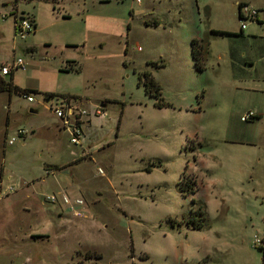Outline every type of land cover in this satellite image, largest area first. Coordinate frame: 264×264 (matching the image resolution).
Here are the masks:
<instances>
[{
  "label": "rangeland",
  "instance_id": "rangeland-1",
  "mask_svg": "<svg viewBox=\"0 0 264 264\" xmlns=\"http://www.w3.org/2000/svg\"><path fill=\"white\" fill-rule=\"evenodd\" d=\"M249 2L239 34L234 0H0V64L21 58L11 82L33 97L0 91V264H264V0ZM68 94L78 143L50 109ZM59 190L83 216L44 202Z\"/></svg>",
  "mask_w": 264,
  "mask_h": 264
},
{
  "label": "built area",
  "instance_id": "built-area-1",
  "mask_svg": "<svg viewBox=\"0 0 264 264\" xmlns=\"http://www.w3.org/2000/svg\"><path fill=\"white\" fill-rule=\"evenodd\" d=\"M238 13L241 20L253 19L257 16V9L246 3H238ZM32 21L33 20L31 17L25 15L14 16L13 26L15 34L21 38H24L28 33L32 32L34 29V24ZM243 26L244 24L241 25V27ZM16 69H26V63L21 58H16L12 59L10 62L1 63L0 77L7 76ZM22 96L28 102L33 101V97L30 94H24ZM50 109L60 119V127L66 131H69L70 142L78 143L82 133L81 117L86 114V111L78 105V101L73 98L63 97L59 100H56ZM98 111L99 108H97L94 113L99 114ZM255 115L256 114L253 110H247L240 116V120L247 121L252 119ZM20 132H23V130H18V133ZM13 141L14 138H10L7 140V144H11ZM98 171L100 172L99 168ZM43 200L47 203L57 204L60 208L71 212V214L75 217L83 216L85 201L78 195L70 196L65 191L59 190L45 194Z\"/></svg>",
  "mask_w": 264,
  "mask_h": 264
},
{
  "label": "trees",
  "instance_id": "trees-1",
  "mask_svg": "<svg viewBox=\"0 0 264 264\" xmlns=\"http://www.w3.org/2000/svg\"><path fill=\"white\" fill-rule=\"evenodd\" d=\"M237 9H238V6H237ZM238 18H240V15L238 13ZM33 20V19H32ZM33 22V21H32ZM34 24V28H35V23L33 22ZM154 25H156V22L153 23ZM34 30V29H33ZM33 32V31H32ZM213 33H218V34H229L228 32L226 31H222V30H212ZM190 46H191V56H192V59H193V64L195 66L196 69L198 70H202L204 68V51H205V46H204V43L202 41V39H198V38H192L190 40ZM69 64H68V68H63L64 70L63 71H76L78 72L80 70V67L79 66H72L70 64L73 63L74 61H68ZM10 75V78L7 80L4 76L3 77H0V91H3V90H6L8 92H11V90L13 88H16V91H18L19 93H21V95H24V94H28L26 90H20L18 89L17 87H15V85L12 84L11 82V73L9 74ZM143 77L144 79L142 80L140 77H139V83L140 82H143L144 86H145V92L148 93L149 95H154L156 98L159 99L158 101V106H162V105H169L167 103H163L161 102V96H160V86L158 85V83L153 79V77L149 74V72L145 71L143 72ZM52 93L48 94V95H45V97H52ZM65 97H68V98H73L72 95H66ZM259 116L255 115L253 118H258ZM252 118V119H253ZM54 168L56 170L58 169H61V166L58 167V166H54ZM195 181L194 180H191L190 181V189L193 191L194 190V187H192V185H194ZM182 187H183V182H180V191L181 193L184 195L186 192H184L182 190Z\"/></svg>",
  "mask_w": 264,
  "mask_h": 264
},
{
  "label": "crops",
  "instance_id": "crops-1",
  "mask_svg": "<svg viewBox=\"0 0 264 264\" xmlns=\"http://www.w3.org/2000/svg\"><path fill=\"white\" fill-rule=\"evenodd\" d=\"M234 3L236 4V8H237V6H238V3H246V4H249V5H251V6H253L254 8H256L257 10H258V6H254L252 3H250L249 2V0L247 1V0H234ZM237 16H238V9H237ZM240 19V18H239ZM257 19H258V16H257ZM240 21H241V25L242 24H244V22H243V20H241L240 19ZM36 25V24H35ZM242 28L243 27H241L240 26V29H239V34H242ZM222 31H226V30H222ZM212 32V31H211ZM228 32V31H227ZM221 35H226V34H221ZM194 38V37H193ZM199 39V38H198ZM202 41H203V43H204V46H205V51H204V61L207 59L206 57H208L210 54H211V52H209V41H208V38H206V37H204L203 35H202ZM231 54H233L232 52H231ZM231 54H230V57H231ZM225 57V55H223V57H221L220 55H217L216 57H214V60H216V59H219L220 58V60L221 59H223ZM239 63H243V64H246V65H249V64H251V62L250 61H247V60H239ZM238 63V64H239ZM231 64H234V62H231ZM11 75H12V73H11ZM251 82L253 83V80H251ZM248 89H254L255 90V88L253 87V86H251V88H249L248 87ZM253 90V91H254ZM47 98V97H46ZM45 98V99H46ZM44 102H45V100H44ZM253 106H251V108H249V109H252L254 112H255V114L257 115V116H259L260 117V113H261V108L260 107H258L257 109H254V108H252ZM244 113V112H243ZM243 113H241L240 115H239V117L243 114ZM254 119V118H253ZM240 120V119H239ZM250 120H252V119H250ZM250 120H247V121H241V122H248V121H250Z\"/></svg>",
  "mask_w": 264,
  "mask_h": 264
},
{
  "label": "water",
  "instance_id": "water-1",
  "mask_svg": "<svg viewBox=\"0 0 264 264\" xmlns=\"http://www.w3.org/2000/svg\"><path fill=\"white\" fill-rule=\"evenodd\" d=\"M49 100V97H47L45 99V102H47ZM30 112H37V109L35 108H30L29 109ZM62 174H70V170L69 169H64L61 171ZM24 264H30V260L27 258L25 261H24Z\"/></svg>",
  "mask_w": 264,
  "mask_h": 264
}]
</instances>
